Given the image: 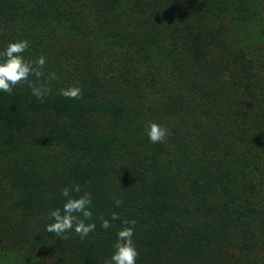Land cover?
Returning <instances> with one entry per match:
<instances>
[{
	"label": "trees",
	"instance_id": "trees-1",
	"mask_svg": "<svg viewBox=\"0 0 264 264\" xmlns=\"http://www.w3.org/2000/svg\"><path fill=\"white\" fill-rule=\"evenodd\" d=\"M21 40L50 91H0V264H104L125 219L136 264H264V0H0ZM77 184L96 229L62 239Z\"/></svg>",
	"mask_w": 264,
	"mask_h": 264
},
{
	"label": "clouds",
	"instance_id": "clouds-1",
	"mask_svg": "<svg viewBox=\"0 0 264 264\" xmlns=\"http://www.w3.org/2000/svg\"><path fill=\"white\" fill-rule=\"evenodd\" d=\"M29 48L28 40L9 42L5 50L0 52V91L11 94L13 88L23 83H28L32 94L43 101V98L50 89L44 85L37 86L29 81L30 75H35L38 79L44 75L43 69L46 65V58L42 55L35 61L26 60L22 55ZM49 79H57L55 72L49 74ZM60 95L68 99H81L82 88L79 86H69L60 90ZM147 136L151 143H162L168 136V129L160 124L149 121L146 128ZM80 193L79 184L72 188L65 187L61 190V195L66 199L63 209L56 208L49 213V220L53 221L46 225L48 233H54L62 239H68L66 233L74 229L75 233L81 239L86 238L91 232L95 231L96 223H87L92 219L93 213L90 206L92 205L91 193L85 192L78 197L71 195L72 192ZM115 205L119 207L122 200L114 198ZM79 214V215H76ZM101 227L108 229L111 227V221L120 219L116 212L111 214V220L104 217L99 218ZM136 220L123 221L125 227L117 232V241L114 244V253L110 258L104 260V264H136L139 255L133 240ZM131 225V226H129Z\"/></svg>",
	"mask_w": 264,
	"mask_h": 264
}]
</instances>
